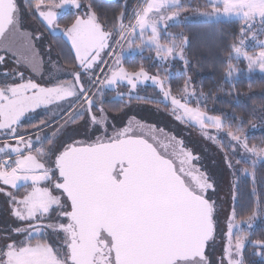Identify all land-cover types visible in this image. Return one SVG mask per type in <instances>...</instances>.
<instances>
[{"label": "snow or ice", "instance_id": "1", "mask_svg": "<svg viewBox=\"0 0 264 264\" xmlns=\"http://www.w3.org/2000/svg\"><path fill=\"white\" fill-rule=\"evenodd\" d=\"M210 6L216 18L241 22L226 50L225 79L239 75L234 61L240 59L248 73H264V40L256 54L247 48L249 34L264 35V0ZM64 8L74 14L61 27ZM184 10L181 0H146L130 16L125 6L108 19L93 0H0V197L14 222L0 228V264H248L250 243L264 260V239H250L244 227L264 214V201L246 217L233 206L222 226L221 186L205 154L142 115L163 112L177 126L197 129L222 153L234 202L239 180L232 178L249 175L248 167L237 168L245 163L241 157L250 161L253 178L257 161L264 162V141L250 144L244 122L234 126L227 114L209 110L203 88L192 84L188 37L162 33ZM26 17L66 38L55 59L51 46L37 45L42 33L23 30ZM137 34L141 46L155 51L163 77L123 66L124 47ZM8 55L14 66L6 68ZM177 59L184 83L173 94L166 65ZM148 83L160 100H142L139 88ZM105 89L122 98L114 111L123 115L105 110Z\"/></svg>", "mask_w": 264, "mask_h": 264}, {"label": "trees", "instance_id": "2", "mask_svg": "<svg viewBox=\"0 0 264 264\" xmlns=\"http://www.w3.org/2000/svg\"><path fill=\"white\" fill-rule=\"evenodd\" d=\"M141 0H93L94 7L101 18L111 19L114 14H118L127 7V15H132V10L138 5L141 6ZM185 5V10L180 12L178 18L181 23L170 24L164 32L173 34H183L188 37L189 46L185 55L189 60L188 72L192 77V84L199 91L201 87L208 97L207 107L214 113H224L233 118L232 123L235 126L239 121L244 122V132L248 137L250 144H260L264 141V74L259 70L251 73L247 72L246 62L242 59L234 61L240 69V73L232 80H226L224 73L226 71L225 61L227 59L226 50L229 49L234 37L238 33L240 26L239 20L214 22L193 21L198 12L206 11L212 8L208 5V0H181ZM140 3V4H139ZM73 13H66L60 19L61 27L67 24L73 17ZM33 20V19H32ZM36 26L47 39L49 46L55 52L59 51L61 43L66 39L62 33L54 35L45 31L40 24L33 20ZM251 35L249 34L248 37ZM146 53V52H145ZM150 54V53H148ZM155 55V51H151ZM145 54L144 56H146ZM147 57V56H146ZM143 67L147 72L155 75L162 71V68L153 63L152 60L142 56L126 61L124 67L130 72L138 71ZM69 71L71 65L64 64ZM174 69L170 70L169 82L173 90L184 83V68L182 62L177 59L173 62ZM234 85V87H233ZM223 89V90H221ZM146 93L158 96V91L152 88H146ZM136 102H133V105ZM122 103L104 102L105 110L112 116ZM30 121L25 123L26 130ZM242 168H249V175H238L239 192L238 200L235 203V209L238 215L246 217L249 209L256 207L258 203L264 201V162L255 166V177L251 176V165L241 164ZM23 188H21V192ZM236 192V190H235ZM7 216L0 218V222ZM245 230L251 232L250 239H264V214L258 215L253 221L251 229ZM254 249L251 243L247 247L246 260L248 264H264V260L253 254Z\"/></svg>", "mask_w": 264, "mask_h": 264}, {"label": "rangeland", "instance_id": "3", "mask_svg": "<svg viewBox=\"0 0 264 264\" xmlns=\"http://www.w3.org/2000/svg\"><path fill=\"white\" fill-rule=\"evenodd\" d=\"M105 1H107V0H105ZM108 1H116V0H108ZM214 2H215V0H208V5H210ZM140 3H142L140 7H143L146 3V0H141ZM140 7L138 5L136 7V9H138ZM70 12L73 13L74 9L64 8V9L59 10V19H61L62 16H64L66 13H70ZM208 13H213L212 17H209ZM232 20H239V19L235 16H233L231 19H229L223 15H221L219 18H216L215 14L213 12V8H210L209 10H206V11L198 12V15L193 19V21H196V22L201 21V22H208V23H210V22L220 23L221 21H232ZM181 22H185V21H182L180 18H177L175 20L168 21V26L170 24H176V23H181ZM23 30H25L29 33H32V32L41 33V31L39 30V27L36 26V24L33 22V20L30 17H26L24 19ZM164 31H165V29L162 28V33H164ZM60 33L61 32H55L52 34L59 35ZM257 38H258L257 40L252 39L251 36L247 38V48L251 54H256L260 51L258 40H264V35L257 33ZM36 43H37V45L41 51L46 50L49 47L48 41L44 37V35H42V37ZM151 51L154 52V50H149L148 45H144V46L140 45V40H139L138 34H137V38L135 39V42L133 43L132 47L129 48L127 45H125V47H124V50H123V66H124V63L126 61H130L132 59H135L137 57L142 56L144 58L152 60V62L155 63L156 65L158 64L162 68V71H160L159 74L161 75V77H163L164 67L161 66V62L156 59L155 55L151 54ZM148 53H150V54H148ZM145 54H147L146 55L147 57L144 56ZM53 58L54 59L56 58L55 51L53 52ZM7 60H8V63L4 67L7 68V67L14 66V58L11 55H8ZM173 62L174 61H171L169 63V65H166V66H170V70L174 69ZM257 70H254V71H257ZM260 73H262V72H260ZM262 74H264V73H262ZM98 75H99V73H98ZM170 75H171V73H170ZM37 82L43 84L44 78H41V80L37 79ZM146 88H152V89L157 90L151 83H148L146 85L141 86L139 88V95L141 96L142 100L144 97H148V98L156 99V100L161 99L157 95L156 96L154 94L151 95V93L149 95L148 93H146L147 92V90H145ZM119 91L121 93L126 94L127 90L125 87L121 86ZM124 99H126V95H125ZM104 102H107L110 104L112 102L122 103L123 100L121 97H117L115 92H113L112 90L105 89ZM133 106L135 107L136 104H134ZM141 106L147 107V108H155L156 107V105H153V104H142ZM159 106L161 108H163V104H160ZM113 113L117 117L123 115V112H120V113L113 112ZM142 115H147L151 120H156L161 125H167L168 127H170L173 130L174 133H178L179 135L183 136L184 139L186 140V143L194 151L203 152L205 154V156H206L205 163L208 164L210 170H212L214 172V174L216 175V178L219 181L220 186H221L220 200L222 201V211L220 214V219H221V225L223 226L225 217L228 216V214L231 211V208L233 206H235L236 201L234 202V201L229 199L228 181H229L230 177H229L227 171L225 170L223 159H222V153H220L216 148L212 147L211 145H208L205 141L201 140L200 139V133L197 129L188 128L185 126H177V124L175 122H170V118L165 116L163 112H159V113H155V114H153V113H142ZM26 122H27V120L24 121V123H26ZM221 135H223V134H221ZM224 142L227 143V139H225ZM237 155H239V153H237ZM241 159H243L245 161V163H243V164L250 165V161L248 160L247 157H241ZM259 163H261V161H257L256 166ZM237 168H242V165H237ZM232 179H233V182H235V180H237L238 177H234ZM21 188H23V185H21ZM233 192L235 193V189H233ZM3 216H7V218L3 219V221L0 222V228H7L10 226H14V222L8 216V206L6 205L4 198L0 197V218Z\"/></svg>", "mask_w": 264, "mask_h": 264}, {"label": "crops", "instance_id": "4", "mask_svg": "<svg viewBox=\"0 0 264 264\" xmlns=\"http://www.w3.org/2000/svg\"><path fill=\"white\" fill-rule=\"evenodd\" d=\"M243 60V59H242ZM38 80H41V77H37Z\"/></svg>", "mask_w": 264, "mask_h": 264}]
</instances>
